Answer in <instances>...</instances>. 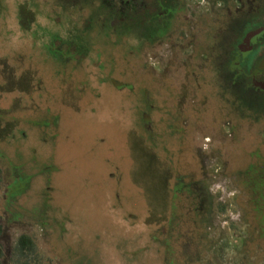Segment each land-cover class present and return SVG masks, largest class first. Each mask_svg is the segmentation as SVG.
<instances>
[{
  "label": "rangeland",
  "instance_id": "1",
  "mask_svg": "<svg viewBox=\"0 0 264 264\" xmlns=\"http://www.w3.org/2000/svg\"><path fill=\"white\" fill-rule=\"evenodd\" d=\"M105 7L0 0L3 264L22 234L53 264H264V104L227 89L225 33Z\"/></svg>",
  "mask_w": 264,
  "mask_h": 264
},
{
  "label": "flooded vegetation",
  "instance_id": "2",
  "mask_svg": "<svg viewBox=\"0 0 264 264\" xmlns=\"http://www.w3.org/2000/svg\"><path fill=\"white\" fill-rule=\"evenodd\" d=\"M98 1L106 5L104 10L120 11L131 24L135 22L151 34L161 29L168 34L171 22L182 18L199 21L202 26L205 21L211 20L225 33L221 60L227 89L233 91L237 99H260L264 104V0ZM177 24L174 34L176 44L170 42L174 35L170 36L168 43L179 52L184 48L186 56V31ZM128 29H131L130 25ZM182 30L183 36L180 34ZM164 43L160 41L155 47L160 48ZM64 50L75 54L76 46L66 45ZM179 52L176 51L178 55Z\"/></svg>",
  "mask_w": 264,
  "mask_h": 264
},
{
  "label": "trees",
  "instance_id": "3",
  "mask_svg": "<svg viewBox=\"0 0 264 264\" xmlns=\"http://www.w3.org/2000/svg\"><path fill=\"white\" fill-rule=\"evenodd\" d=\"M0 179H1V172H0ZM3 233V224L0 220V236ZM14 252L17 256L20 258H23L24 261L22 264H53L51 260L42 261L40 260L37 248L34 239L27 235L22 234L19 236L16 245L14 247ZM3 258H4V246L3 243L0 242V264H3Z\"/></svg>",
  "mask_w": 264,
  "mask_h": 264
}]
</instances>
